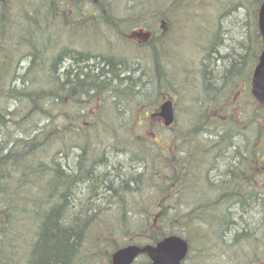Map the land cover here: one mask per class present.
Wrapping results in <instances>:
<instances>
[{"label": "rangeland", "instance_id": "374dc122", "mask_svg": "<svg viewBox=\"0 0 264 264\" xmlns=\"http://www.w3.org/2000/svg\"><path fill=\"white\" fill-rule=\"evenodd\" d=\"M104 1L110 18L114 17L119 23L131 24L136 31L142 27L144 32L150 33V41L143 44L129 37L132 30L117 31L113 25L108 26L101 18L106 16L102 12L99 18L93 19L92 31H86L83 25L76 29L73 19H79L78 24L86 21V7L82 6L78 15L64 12L68 17L56 20L58 26H62L58 30L54 31L48 24L11 30L9 37L13 50L7 53L11 57L9 73L0 79V119L3 121L0 157L9 150L18 151L17 154L22 149L26 150L27 143L30 152L27 163L34 168L33 184L36 183L34 188L25 184L24 170L12 169L16 161L9 159L4 164V160H0V170L6 168L11 180H20L24 184L21 192L13 196L16 198V204L12 207L16 212L13 214L17 219L24 220L23 210L33 214L40 208L43 213L42 229L58 205L65 206L60 219H64L66 225H71L75 219L81 221L86 215L92 217L82 224L79 237L75 240L74 251L79 250L80 264H111L110 256L114 250L132 243L151 244L155 240L156 223L162 217V210H156V199L151 194L166 186L160 179L170 166L164 164L168 157L165 154L167 142L172 145L168 152H173L176 147L191 151L196 142H189L187 138L192 136L190 131L195 127L198 128L194 130V137L200 140L205 124L220 128V120L233 119L235 129H240L252 119L251 130H262L260 124L264 118V113L252 104L248 95L249 66H244V71L237 78L228 73L230 60L240 58L247 63L249 60V49L252 48L250 41H247L249 25L246 29L239 27V24L250 21L245 12L230 18L226 11L222 12L213 2L204 0H179L181 2L177 5L178 0ZM14 2L11 13L20 18L22 15L17 13L23 10L20 8L21 3ZM87 5L95 13L99 10L96 8L97 0L95 8L90 3ZM142 6L148 11L155 7L157 14L171 11L173 19H163V24V20L158 21L154 32L141 23L147 21V24L152 25V19L139 14L138 9ZM155 26L153 22V28ZM158 34L164 35L165 40L171 42V50H152V43ZM240 39L243 44H239ZM83 48L89 54L97 53L105 59L126 58V65L136 69V77H140L141 84L136 90L126 91L125 95L136 97L125 100V96L121 95L116 109L111 99L88 100L86 103L90 104L86 107L85 103L65 106L54 98H45L40 109L33 110L28 108L23 99L11 98L8 94H16L31 87H51L54 83L62 85L66 80L63 78V69H58L62 63L61 58L69 56L74 59ZM56 66L57 74L62 76L63 81L54 79ZM222 82L226 85V93L216 95L213 101L210 93L217 90V85ZM166 99H172L175 106L176 119L171 128H165L151 116ZM235 100L237 102L233 105ZM142 103L146 105L144 109L140 108ZM87 109L91 118L85 114ZM214 115L218 118L213 117L208 122L207 119ZM255 116L258 120L254 124ZM202 121L204 124L200 126ZM93 129L97 130L91 135ZM74 130H78V133L73 138ZM253 134H250L251 137ZM6 135L10 137L9 142ZM234 137L236 143L244 147L246 140L242 138L243 135L235 134ZM14 141L18 145H11ZM195 154L193 152L191 157ZM250 157L254 164V156ZM78 158L82 160V167L87 166L86 170L92 168L104 178L106 187L102 191L94 194L95 190L89 183H79L75 188L74 178L64 188L56 190L52 186L59 170L66 174L75 172ZM216 166L219 168L210 173L213 180L220 179L218 175L224 170L225 162L219 159ZM80 172L85 170H78L77 175ZM151 176L155 178L145 182ZM27 178L30 180L29 176ZM247 178L246 182H253L255 175ZM98 180L103 179L100 177ZM7 181V177L0 179L4 186ZM193 184L195 182L190 180V185ZM244 185L249 188L251 183ZM252 185L257 187L259 183ZM234 187H241L238 180ZM201 188L188 189L180 195L181 198L174 195L172 198L166 197L167 200L170 198L168 201L173 204L172 213L176 216L170 230L176 231L190 245V255L185 264H264V190L262 193L245 195L241 200L237 199L235 204L229 202L230 208L221 209L227 219L232 217L228 221L235 220L234 228V223L219 225V222L201 213V204L215 197L212 193L203 194ZM46 192L49 195H45ZM117 193L123 195L114 200ZM11 223L16 228L8 236L6 244L0 242V260L2 264H24L29 256L32 258L36 255L35 248L39 245L36 242L34 250L27 254L24 242L26 246L30 245V238L35 240V232L38 234L41 227L30 224L29 228L24 226L21 231L23 223ZM152 223L153 226H150ZM5 225L2 223L0 227V238L11 228L10 223H7V227ZM106 230L116 232L115 237L110 239L103 235L102 231ZM257 235L262 238H256ZM237 237L239 240L234 241ZM231 243L232 247L229 246ZM4 245L9 247L4 252L5 256L2 253ZM144 263V257L137 259V264Z\"/></svg>", "mask_w": 264, "mask_h": 264}, {"label": "trees", "instance_id": "16d2710c", "mask_svg": "<svg viewBox=\"0 0 264 264\" xmlns=\"http://www.w3.org/2000/svg\"><path fill=\"white\" fill-rule=\"evenodd\" d=\"M12 1L13 3H15L14 1H20V8L23 10L22 12H18L17 15H22L23 17L21 16L20 18H16L14 15H12ZM204 1L210 3L213 2V4L222 9V12L226 11L229 14L230 18L234 15H237L239 12H245L247 18L248 16L250 17V21L247 20V23H242V25L239 24V27L242 26V28L245 29L249 25V35L247 41H250L252 48L249 49L248 63L245 62L246 60L240 58L230 60L231 63L228 69V73L229 76L236 75L234 76L236 78L238 77V75H240L241 72L244 71V66H249V68L252 69L253 64L257 59L258 51L261 49V37L257 25V12L263 0ZM95 2L96 0H0V79L1 77H4L9 73L11 57L7 53H12L13 50L10 47L11 37H9V34L14 28H23L24 26L27 28H31L33 26H38L39 24H48V26L55 31V29L57 30L58 28L62 27L58 26L59 23L58 21L56 22V20L59 17H68V15L64 12L69 11L71 15H78L80 14L82 6L86 7V13L84 15L86 16L87 22H93V19L99 18L100 13L102 12L106 13V16H101L103 21L115 26L116 24H119V22H117L114 17L110 18L107 11V3H105L106 1L104 0H97L98 7L96 8H99V10H97L96 13L93 12L92 8H89L87 3H90L91 6L93 5V8H95ZM180 2L181 1L178 0L175 5L179 4ZM138 10L139 14H141L143 17L145 15L149 18L165 17L164 19H166L167 21L173 19V14L171 13V11L168 13L160 12L157 14L154 11L144 10L143 7H140ZM39 15L41 16L40 18ZM72 22L79 23V19H73ZM230 25L235 27V25H233L232 23H230ZM239 29L240 32H242L241 28ZM239 44H243V41L241 39L239 40ZM247 45H249V42L247 43ZM66 58L67 57H62V66H64V68L66 67L63 71V76L67 79L69 78L68 83H75L77 88L83 91L91 92L93 90L112 89L122 94L128 90H136L141 84L140 77L132 75V71L134 70L128 68L129 66L126 67V64L124 65V63H121L118 58L114 57L105 59L103 57H99L98 59L103 58L101 60L103 62L95 60V64L91 63L89 65V70L87 71L86 76L79 73L78 70H76L77 68L74 67V60H76V58L69 61L70 64L68 66H66L65 64ZM223 71H225V69ZM55 74H57V66L55 67ZM111 77L113 78L110 79ZM102 84L106 86H102ZM130 84H132V86L129 87L128 85ZM216 88L222 90L224 88L223 82L219 85V87L217 86ZM20 91L21 92L13 96H17L21 100L23 99L24 101H26L30 109H40V106L43 102L40 99L45 98L46 93L42 94V91H40L38 87H31L30 89H22ZM124 96L126 97L127 95ZM78 97L80 98V94ZM114 97L115 100L117 99L118 101H120L121 99V96L120 98H118L116 95ZM92 180L94 182L95 178H93ZM95 181L97 182L98 180ZM64 204L66 205V203ZM62 206L64 205H58L56 209L52 210L53 213L48 218L44 229H42L40 222L41 230L37 231L38 234L36 241L39 243V245L37 248H35L36 255L34 260L32 261V264H73L75 259L78 257L79 250L74 251V249L76 248L75 245L77 241L75 240L79 237L82 221L75 219L74 222L71 223V225H66L64 220L60 219V216L63 215L62 213L65 212L63 211ZM163 212L165 214V210H163ZM42 217L43 214L41 215V221ZM37 226L38 225H36V227ZM34 244L32 246V250H34Z\"/></svg>", "mask_w": 264, "mask_h": 264}, {"label": "flooded vegetation", "instance_id": "af4514ba", "mask_svg": "<svg viewBox=\"0 0 264 264\" xmlns=\"http://www.w3.org/2000/svg\"><path fill=\"white\" fill-rule=\"evenodd\" d=\"M225 93L226 91L217 89L213 90L210 93V96H212V100L215 101L216 95ZM229 95H231V93ZM248 95L251 97L250 89L248 91ZM250 99L252 104L258 107L262 113H264V107L259 106V104L253 98ZM236 102L237 101L235 100L233 105ZM153 116L157 115L155 114ZM213 117L218 118L216 115H214L209 118V120L207 119V121L210 122V119ZM156 119L161 121L159 117H156ZM257 120L258 119L255 116L254 124L257 122ZM262 122L263 123L260 124L262 130H255L254 128L251 130L252 119L247 123L246 126L240 127V129H235L234 120L232 119L231 121H226L224 118L218 122L220 128L216 126H207L208 124H205V130L201 133L200 140H196L194 137L195 132H193L192 136L187 138L189 142H196L191 148V151H184L176 147L173 152H168L167 154L168 157L165 161V164H170L168 169H166L165 190L167 193L171 194L174 190V192L177 191L181 194L185 193L188 189H197L201 186V192H203V194L204 192L215 194L213 200H210L211 202L208 201L205 204H201V213L204 215L206 214L205 216L207 218L219 222V225L226 224V220L221 209L225 207L230 208L231 206L228 205V203L230 202V204H235L236 199L239 198L240 194L242 193H262L264 190V118H262ZM203 124L204 121H202L200 126ZM2 130L3 126H0V131ZM96 130L97 129L91 130V135L95 134ZM252 132H254L252 137L256 136L255 138L251 137L250 134ZM235 134L236 136L243 135L242 138L246 140L244 147L236 143V139L234 137ZM6 138L7 141H9L8 136H6ZM167 146L171 147L172 145L167 142ZM193 152H196V156L192 158L191 154ZM250 155L254 156V164L252 163V158ZM24 156L25 155L21 154H13V151L9 150V152L1 155L0 160L6 161L12 159L13 161H16V165L21 166L22 163L23 166L26 162V157ZM198 156L199 159L197 161L196 158H198ZM238 157L239 160H237ZM219 159H222V162H225V171L222 170V172L218 175L220 178L219 180H213V177L210 173H213V170L219 168L216 166ZM81 163L82 160L79 159L77 169L85 170V168L81 166ZM254 165L256 167H254ZM5 171L6 168L1 169L0 175ZM242 174H244V176H242ZM250 175H255V178H253L254 181L246 182L245 179H248L247 177ZM91 176L94 177L95 180H98L101 177L98 174ZM190 180H193L195 184L190 185ZM237 180L241 185L240 188L234 187V183ZM103 181L104 179L98 183H102ZM244 183H251V185L249 188H246ZM255 183H259V186L255 187L252 185ZM213 208H216V210H213ZM231 223H233L232 220H230L229 225ZM256 238L262 237L257 235ZM189 255L190 249L187 251V254L184 258V264ZM0 264H2L1 260Z\"/></svg>", "mask_w": 264, "mask_h": 264}, {"label": "bare ground", "instance_id": "6f19581e", "mask_svg": "<svg viewBox=\"0 0 264 264\" xmlns=\"http://www.w3.org/2000/svg\"><path fill=\"white\" fill-rule=\"evenodd\" d=\"M85 22H87V21H85ZM103 22L106 23L108 26H110V24H108L107 22H105V21H103ZM84 23L83 24L75 23L76 26L74 24L73 25L75 26L76 29H79L83 25L84 29H86V31L87 30L88 31H92V29L94 27L93 26L94 22H87L86 25ZM151 26L152 25H149V24H144L143 25V27H146V28H151ZM113 27L118 29V30H125V31L126 30L127 31L132 30L131 32H136V33L139 32L138 30L136 31L134 29V27L131 26V24L119 23V24H116V26L113 25ZM162 33H164V32H162ZM149 36L151 37L150 33H149ZM165 39L166 38L164 37V35L161 36L160 34H158V36L155 37V40L152 43V46H151L152 50H154L155 52H157L158 49H162L163 50V48H167V49L171 50L170 47H172V45L169 46V44L171 42L167 41ZM88 52L89 51L86 48H83L81 51H78L77 56L75 57L76 60H74V67L77 68L76 70H78V72L81 73L84 76H86V73L89 70V65L91 63H94V61L99 58L97 53H90L89 54ZM118 60L121 63H124V65L127 64V62H128L126 58H118ZM101 62H103V61H101ZM128 68H130V67H128ZM130 69H133V68H130ZM133 70L134 71H132V75L135 76L136 75V70L135 69H133ZM73 74H75V73H73ZM63 78H65V77H63ZM63 78H62V76L60 74H54L55 81H63L64 80ZM112 78L113 77H111L110 79H112ZM65 80L66 81L62 85H59L58 83H54V85L51 86V87H46V88L41 87V89H40V87H38V89H40V91H42L41 92L42 94L46 93L45 94L46 95L45 98H47V99L54 98L56 101H58V102H60L62 104H67V105L69 104V105H72V106H79V105L85 103L86 107H89V104H90V102L86 103V101H88V100H94V101L97 100V99L110 100L115 95L118 98H120L121 95L124 96L126 94V92L121 94L118 91H114L112 89H109V90L100 89V90H93L91 92H86V91H83V90L77 88L75 83H73V84L68 83L69 82V78L68 79L65 78ZM102 86H106V85L102 84ZM128 86L130 87V86H132V84H130ZM19 92H21V91H19ZM79 94H80V98L78 97ZM45 98H41V99L39 98V99L41 101H43ZM58 98H60L61 100H58ZM167 101L171 102L172 109H174L175 106H174V102H173L172 99H166L161 104H163L164 102H167ZM116 105L117 104H113L114 109H116ZM127 105L128 104H126V106ZM75 119H77V118H75ZM193 129L195 130L196 127L193 128ZM194 130H191L190 132L193 133V132H195ZM72 131H73V129H72ZM74 131H75V134H72V136L74 135L73 138L75 137L76 132L78 133L77 130H74ZM80 139H81V137H80ZM237 156H239V155H237ZM91 170H92V168H91ZM93 172L97 174V172H95V171H93ZM26 173H27V171H26ZM71 174H66V173L62 172L61 170H59V173H58V175L56 177L57 180L55 179L56 181H55V183L53 182L52 186L55 187L56 190L60 189V187L64 188L66 185H68L70 183ZM27 176H29V175H26L24 177L25 182L27 184L30 183V186L34 188L36 183L33 184V180H35V179H33L31 176H29V179L32 180V181H30V180H28ZM39 184H41V182H39ZM45 195H49V193L46 192ZM121 195H123V193H119V194L117 193L115 195V197H114V200H115V198L119 199ZM44 197L47 198L48 196H44ZM27 202H31V201H27ZM62 209H63V211H65V207L64 206H62ZM91 218L92 217L86 215L85 218L83 220H81L82 224L85 221H89ZM261 231L263 232V228L261 229ZM102 233H103V235H105L107 238H110V239L112 237H115V235H116V232H110L108 230L102 231ZM246 235H244V236H246ZM237 240H239L238 237L234 241H237ZM260 244L263 245L262 243H260ZM229 246L232 247L233 243H231Z\"/></svg>", "mask_w": 264, "mask_h": 264}, {"label": "water", "instance_id": "95a60500", "mask_svg": "<svg viewBox=\"0 0 264 264\" xmlns=\"http://www.w3.org/2000/svg\"><path fill=\"white\" fill-rule=\"evenodd\" d=\"M258 26L262 36L263 48L259 56V62L255 66L252 76V92L256 99L264 105V2L258 12ZM161 116L165 124H169L173 118V109L170 101L161 105ZM187 243L177 237L171 236L161 240L156 247L128 246L118 250L112 257L113 264H130L140 252H147L152 262L150 264H181L186 254Z\"/></svg>", "mask_w": 264, "mask_h": 264}]
</instances>
